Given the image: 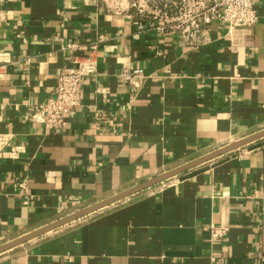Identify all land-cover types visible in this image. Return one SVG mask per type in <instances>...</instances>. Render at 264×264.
I'll list each match as a JSON object with an SVG mask.
<instances>
[{
    "label": "crops",
    "instance_id": "1",
    "mask_svg": "<svg viewBox=\"0 0 264 264\" xmlns=\"http://www.w3.org/2000/svg\"><path fill=\"white\" fill-rule=\"evenodd\" d=\"M258 9L251 29L215 22L197 49L136 33L121 0H0V246L264 130ZM93 45L97 71L67 125L31 120ZM127 68L141 70L134 83L121 79ZM212 226L229 231L215 238ZM0 264H264V138L3 252Z\"/></svg>",
    "mask_w": 264,
    "mask_h": 264
},
{
    "label": "built area",
    "instance_id": "2",
    "mask_svg": "<svg viewBox=\"0 0 264 264\" xmlns=\"http://www.w3.org/2000/svg\"><path fill=\"white\" fill-rule=\"evenodd\" d=\"M125 2L134 11L136 33H155L163 37L180 35L189 46L197 49L207 43L208 32L215 22H226L229 32L251 29L261 19L258 4L264 5V0H121ZM96 49L93 45L89 55L75 58V66L62 71L50 100L29 108L31 120L55 129L67 125V114L81 104L84 78L97 71ZM6 71L7 64L0 62V79ZM140 74L141 70L127 68L122 71L121 79L134 83ZM211 229L215 238L229 231L228 227L212 226Z\"/></svg>",
    "mask_w": 264,
    "mask_h": 264
},
{
    "label": "water",
    "instance_id": "3",
    "mask_svg": "<svg viewBox=\"0 0 264 264\" xmlns=\"http://www.w3.org/2000/svg\"><path fill=\"white\" fill-rule=\"evenodd\" d=\"M264 138V130H261L259 132H256L248 137H245L243 139H240L238 141H235L233 143H230L224 147H221L207 155H204L198 159H195L194 161H191L189 163H186L174 170H171V171H168L166 173H163L161 175H158L157 177L153 178V179H150L148 181H145L135 187H132L131 189H128L126 191H123L119 194H116L112 197H109L103 201H100L94 205H91L89 207H86L84 209H81L75 213H72L62 219H59L58 221H55L54 223H51L49 225H46L45 227H42L28 235H25L21 238H18L14 241H11L9 243H6L2 246H0V254L3 253V252H6L10 249H13L17 246H20L28 241H31L35 238H38V237H41L53 230H56L60 227H63L67 224H70L76 220H79L83 217H86L92 213H95L99 210H102L106 207H109L110 205L112 204H115L117 202H120L126 198H129L137 193H140L141 191H144L146 189H149L155 185H158L166 180H169L173 177H176L184 172H187L197 166H200L204 163H207L209 161H212L220 156H223L225 154H228L232 151H235V150H238L242 147H245L251 143H254L258 140H261Z\"/></svg>",
    "mask_w": 264,
    "mask_h": 264
}]
</instances>
